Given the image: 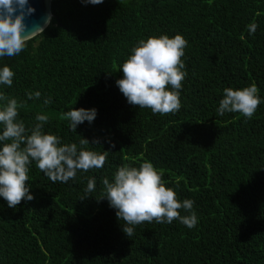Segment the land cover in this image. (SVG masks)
<instances>
[{"label":"trees","instance_id":"obj_1","mask_svg":"<svg viewBox=\"0 0 264 264\" xmlns=\"http://www.w3.org/2000/svg\"><path fill=\"white\" fill-rule=\"evenodd\" d=\"M51 8L43 34L0 57L15 73L0 93L25 102L18 119L26 128L46 114L45 133L107 156L66 183L28 166L33 199L10 208L0 196V264H264V0H52ZM177 33L188 42L180 110L153 114L128 103L116 81L132 49ZM253 83L261 103L252 118L217 114L225 88ZM36 91L41 97L28 99ZM81 107L96 116L74 132L62 116ZM83 138L89 144L80 146ZM144 161L163 169L179 201H194V228L152 221L124 233L126 222L101 198L103 180ZM93 178L95 190L81 199Z\"/></svg>","mask_w":264,"mask_h":264},{"label":"clouds","instance_id":"obj_2","mask_svg":"<svg viewBox=\"0 0 264 264\" xmlns=\"http://www.w3.org/2000/svg\"><path fill=\"white\" fill-rule=\"evenodd\" d=\"M91 4H100L103 0H87ZM35 11L28 6V0H0V57H12L21 53L28 41L44 33V27L34 25L28 28L25 16ZM51 22L49 16L45 26ZM249 34H254L256 23L248 26ZM187 40L177 33L150 36L141 39L132 49V54L122 64L123 77L116 81L120 91L128 103L139 108L151 109L153 114L175 113L181 108V82L186 76L185 64L181 57L187 46ZM15 73L8 66L0 68V85L12 86ZM169 86H171L169 88ZM259 89L253 83L242 89L231 87L224 89V96L219 102L217 114L223 116L226 112L240 113L246 118H252L261 99ZM28 99L41 97L39 91L26 94ZM0 196L15 208L22 200H32L30 193L29 165L35 161L39 170L53 183H66L75 179L77 170L88 171L104 166L107 151L98 154L90 150L78 149L76 143H60V138L43 131L49 120L46 114H37V123L26 128L25 123L18 119V108H23L25 102L9 98L0 93ZM52 98L43 100L45 105L51 104ZM96 109L72 108L65 112L62 119L70 121L69 127L76 132L78 124L84 121L92 122ZM80 146L89 144L85 138L79 141ZM163 169H156L149 161H144L138 168L124 165L114 174V181L104 178V195L110 206L115 208L117 218L125 221L123 231L131 237L134 228L143 222L172 223L179 220L189 229L194 228L198 217L193 211L194 201L184 199L179 201L176 192L165 186L162 179ZM95 180L89 179L85 195L89 196L95 190ZM183 209L188 215H181Z\"/></svg>","mask_w":264,"mask_h":264},{"label":"water","instance_id":"obj_3","mask_svg":"<svg viewBox=\"0 0 264 264\" xmlns=\"http://www.w3.org/2000/svg\"><path fill=\"white\" fill-rule=\"evenodd\" d=\"M52 0H28V6L35 9V11L25 16V24L28 28H32L34 25L45 26V20L50 16L52 18Z\"/></svg>","mask_w":264,"mask_h":264}]
</instances>
